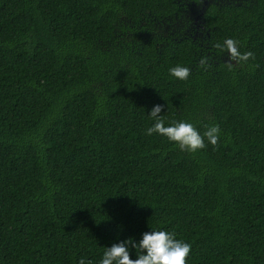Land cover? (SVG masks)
Listing matches in <instances>:
<instances>
[{
    "label": "trees",
    "instance_id": "16d2710c",
    "mask_svg": "<svg viewBox=\"0 0 264 264\" xmlns=\"http://www.w3.org/2000/svg\"><path fill=\"white\" fill-rule=\"evenodd\" d=\"M156 105L217 145L146 135ZM152 230L187 264H264V0H0V264H99Z\"/></svg>",
    "mask_w": 264,
    "mask_h": 264
},
{
    "label": "clouds",
    "instance_id": "9594fccd",
    "mask_svg": "<svg viewBox=\"0 0 264 264\" xmlns=\"http://www.w3.org/2000/svg\"><path fill=\"white\" fill-rule=\"evenodd\" d=\"M206 1L203 2V5ZM202 5V6H203ZM214 47L224 51L229 55V60L237 63H246L249 59H254L252 52L241 53L238 48V41L227 38L223 44H215ZM207 65V58L200 60V66ZM231 67V64H229ZM172 77L179 80H187L190 69L177 65L169 69ZM163 107L156 105L150 113V117L155 121L152 127L147 128L146 135L158 133L168 138L170 142L177 144L181 151L195 153L206 147L207 141L216 146L219 140V126H211L203 136L191 124L187 122H172L171 126H165L161 112ZM129 246L137 250L138 258L130 257ZM191 252V245L175 238L174 232L164 230H152L143 234L139 243L129 239L120 243H114L111 247H106L99 264H187L188 256ZM79 264H86L81 258ZM91 264V262H88Z\"/></svg>",
    "mask_w": 264,
    "mask_h": 264
},
{
    "label": "water",
    "instance_id": "95a60500",
    "mask_svg": "<svg viewBox=\"0 0 264 264\" xmlns=\"http://www.w3.org/2000/svg\"><path fill=\"white\" fill-rule=\"evenodd\" d=\"M205 6H207V4H206V3H204V5H203V9L205 8Z\"/></svg>",
    "mask_w": 264,
    "mask_h": 264
}]
</instances>
